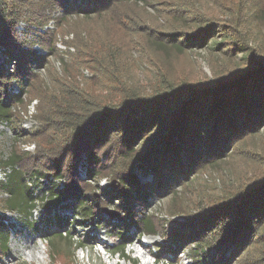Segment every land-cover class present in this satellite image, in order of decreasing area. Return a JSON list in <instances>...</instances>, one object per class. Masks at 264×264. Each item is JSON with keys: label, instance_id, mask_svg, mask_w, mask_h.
I'll list each match as a JSON object with an SVG mask.
<instances>
[{"label": "trees", "instance_id": "1", "mask_svg": "<svg viewBox=\"0 0 264 264\" xmlns=\"http://www.w3.org/2000/svg\"><path fill=\"white\" fill-rule=\"evenodd\" d=\"M78 1L0 0V120L11 117L8 103L14 106L22 101L21 96L8 99L7 89L11 81L22 83L26 78L29 91H32L39 80L34 66L45 61L31 51L19 50L20 46L16 44L15 26L25 15L27 21L44 26L55 10H60L65 20L70 16L111 14L120 6L144 0H80L82 5ZM178 1L175 8L179 14L177 19L181 25L187 23V28L182 32L154 30L156 34L153 38L157 42L152 43L166 52L186 53L188 49L201 48L215 35L224 41L227 38L236 39L221 50L244 52V61L233 68L237 70H220L207 81H188L161 74L149 93L137 86L123 85L119 93L116 91L115 95L107 96L105 101L91 96L80 98L82 92L78 85H71L73 90H77L71 94L65 86H60L57 98L45 92L38 95L35 92L42 128L30 139L39 144V150L46 141L47 148L38 151L34 158L28 154H15L0 163L13 170L0 181V193L9 195V199L0 200V204L10 210L32 208L33 199L27 196V188L22 186L23 178L41 179L48 174L53 179H64L65 188L59 190L58 186H52L44 190L40 199L43 201L42 208L50 214L62 202L72 201V209L79 211L81 217L86 221L94 220L97 216L95 212L101 210L106 202L94 196L89 182L78 178L80 161L88 160L87 177L90 179L104 177L112 169L117 172L115 177L122 180L114 199H118L119 218L127 230L140 225L146 235H157L159 232L166 241L172 238L171 242L175 245L188 243V247L212 240L209 258L215 264H234L252 247L263 248L264 172H260L248 185L238 186L230 197L218 205L204 207L196 218H188L185 222L187 227L168 230L170 236L163 234L167 226L160 224L153 214L139 217L137 206L147 207L148 197L161 199L174 195L178 192L177 187L184 188L194 175L230 158L244 143L260 136L264 127V60L247 43L248 35L255 28L257 10L253 7L257 2L240 0L233 7L227 6L228 13L223 7L222 13H227V19L217 23L203 17L204 13L193 12L191 4ZM129 19L122 11L117 22L110 21L118 33H124L129 29ZM61 21L57 20L58 25ZM193 29H196L195 34L190 32ZM147 30L141 26L138 28L139 32ZM91 35L94 39L96 34L91 32ZM52 38L44 36L42 48L50 50L54 45ZM102 45L100 36L95 53L91 49V40L86 46L91 64L97 62L95 68L98 74L115 75L112 70L115 61L130 63V57L118 43L109 49V60L99 61V50L106 51ZM5 56L16 62L11 75H7L5 70ZM157 129L167 132L161 139L162 143L153 141L154 147L143 150L141 143ZM82 154L86 156L82 158ZM119 160L125 161V164L116 167ZM139 170L145 177L151 176V180L141 184ZM53 221L60 227L67 222L60 217ZM2 226L4 224L0 221ZM123 240L128 244L131 237L126 236ZM6 247L7 240L2 239L0 251H6ZM259 252V263L264 264V251ZM111 253L124 258V247L120 252Z\"/></svg>", "mask_w": 264, "mask_h": 264}, {"label": "rangeland", "instance_id": "2", "mask_svg": "<svg viewBox=\"0 0 264 264\" xmlns=\"http://www.w3.org/2000/svg\"><path fill=\"white\" fill-rule=\"evenodd\" d=\"M182 1L191 4V10L196 14L204 13L203 17L220 23L227 19L229 12L227 6L233 7L240 0ZM255 1L257 2L253 7V10H257L255 28L248 35L247 43L250 48L256 49L259 57L264 60V0ZM177 2L179 1L144 0L125 4L126 7L120 6L111 14L70 16L65 20L62 19V12L55 10L51 14V20L44 26L27 21L26 15L18 21L15 32L19 50L31 51L45 58V61L34 66L39 80L32 91H29V82L26 78L22 83L11 81L7 89L8 99L21 96L22 101L14 106L8 103L11 117L8 120H0V163L15 154L23 156L28 154L34 158L38 151L47 148L46 141L40 145L39 150V144L30 139L33 133L42 128L38 120L39 100L35 98V92L37 95L45 92L52 98H57L60 86H65V90H69L71 94L77 91L71 87L78 85L77 88L82 92L80 98L91 96L105 101L107 96L115 95L116 91L119 93L123 85L137 86L143 92L149 93L161 74L188 81H207L213 79L215 72L230 71L244 61V52L241 53L240 50L231 53L221 50L230 46V42H235L236 39L227 38L224 41L222 37L216 35L201 48L188 49L186 53L173 50L166 52L152 43L157 42L153 38L156 34L154 30L171 29L169 32H182L187 28L186 22V25L183 22L184 26L177 19L179 16L175 11L179 4ZM77 3L82 5L80 0ZM247 3L252 1L249 0ZM223 7L226 8V14L222 13ZM122 11L124 16L130 18L129 29L127 32L118 33L111 21L117 22ZM57 20H62L59 25ZM140 26L150 31L139 32ZM195 26L198 27V24L195 23ZM110 30L114 31L111 33ZM195 30L190 32L195 34ZM91 32L96 34L94 39L91 38L93 36ZM44 36L53 37L51 40H54V45L50 48L51 51L42 48L41 40ZM100 36L106 51L99 50L97 53L99 61L110 59L109 49L115 43L121 45L130 57V63L115 61L112 64L115 65L112 67L115 75L98 74L95 68L97 62L91 64V59H88L87 44L92 41L91 49L95 53L100 44ZM3 62L6 64L7 75H11L14 72L15 60L10 61L8 56H5ZM234 70L237 69L232 71ZM166 134V130H153L141 143L142 149L154 147L155 143H162L161 139ZM55 137L58 139V135ZM85 156L86 154L81 155L82 158ZM263 157L264 127L260 136L244 143L230 158L219 161L203 173L194 175L184 188L177 187L178 192L174 195L161 199L148 197L147 207L137 206V211H140L139 217L153 214L160 224L167 226L163 234L170 236L168 230L187 227L185 222L188 218H196L204 207L218 205L230 197L238 186L241 188L244 184L248 185L260 172H264ZM86 162L80 161L77 169L78 178L83 182H89L93 187L94 196L106 202L101 210L95 212L97 215L95 219L86 221L79 211L72 209V201L62 202L50 214L42 208L43 201L40 199L43 191L52 186H58L59 190L64 189V179H53L52 175L48 174L41 179L23 178L22 186L27 188L26 191L29 193L27 196L33 199L31 204L33 206L27 210L22 207L19 210H10L3 203L0 204V221L4 224L0 227V243L2 239L7 240L6 251H0V264H215L209 258L212 253L210 245L212 240H205L199 246L195 244L188 247V243L175 245L171 242L172 238L166 241L159 232L157 235H146L140 225L127 230L119 218L118 199H114V194L122 186V180L115 177L117 172L112 169H109L104 177L96 176L94 179L84 177L88 167ZM124 164L125 161L119 160L116 167ZM18 169L20 170L19 167ZM12 171L11 168L0 165V181ZM138 175L141 184L151 180V176L145 177L140 170ZM8 197L7 193H0V200L9 199ZM106 211L118 215L111 217ZM59 217L67 220L63 227L53 221ZM126 236L131 237L128 244L123 240ZM123 247L124 259L112 254L109 258L107 252H120ZM175 250L178 252L174 253ZM260 250L263 252L264 246L261 249L252 247L234 264H255V261H258L256 264H260Z\"/></svg>", "mask_w": 264, "mask_h": 264}, {"label": "water", "instance_id": "3", "mask_svg": "<svg viewBox=\"0 0 264 264\" xmlns=\"http://www.w3.org/2000/svg\"><path fill=\"white\" fill-rule=\"evenodd\" d=\"M106 213L109 215V216H111V217H117V213H115V212H109V211H106Z\"/></svg>", "mask_w": 264, "mask_h": 264}, {"label": "built area", "instance_id": "4", "mask_svg": "<svg viewBox=\"0 0 264 264\" xmlns=\"http://www.w3.org/2000/svg\"><path fill=\"white\" fill-rule=\"evenodd\" d=\"M5 175H6V174H5ZM86 176H87V174L85 173V174H84V177H86ZM5 177H6V176H5Z\"/></svg>", "mask_w": 264, "mask_h": 264}, {"label": "bare ground", "instance_id": "5", "mask_svg": "<svg viewBox=\"0 0 264 264\" xmlns=\"http://www.w3.org/2000/svg\"><path fill=\"white\" fill-rule=\"evenodd\" d=\"M140 261V260H139Z\"/></svg>", "mask_w": 264, "mask_h": 264}]
</instances>
